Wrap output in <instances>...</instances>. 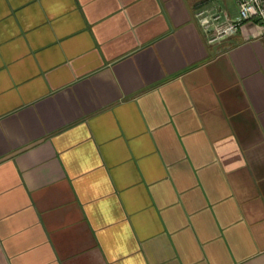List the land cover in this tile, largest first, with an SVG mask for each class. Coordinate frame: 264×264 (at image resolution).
Instances as JSON below:
<instances>
[{
	"label": "crops",
	"instance_id": "0c3cea01",
	"mask_svg": "<svg viewBox=\"0 0 264 264\" xmlns=\"http://www.w3.org/2000/svg\"><path fill=\"white\" fill-rule=\"evenodd\" d=\"M236 16L0 0V264H264V29L218 37Z\"/></svg>",
	"mask_w": 264,
	"mask_h": 264
},
{
	"label": "built area",
	"instance_id": "2783aa9c",
	"mask_svg": "<svg viewBox=\"0 0 264 264\" xmlns=\"http://www.w3.org/2000/svg\"><path fill=\"white\" fill-rule=\"evenodd\" d=\"M237 6V16L225 27H218L216 35L220 37L226 33H234L245 21L257 22L264 29V0H235ZM215 16L214 19H218ZM206 22V20H204Z\"/></svg>",
	"mask_w": 264,
	"mask_h": 264
}]
</instances>
